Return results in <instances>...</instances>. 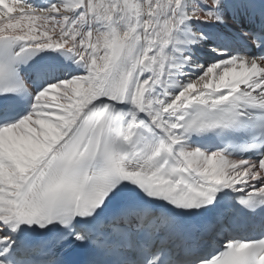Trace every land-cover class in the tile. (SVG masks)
I'll list each match as a JSON object with an SVG mask.
<instances>
[{
    "label": "snow or ice",
    "instance_id": "6c2138e0",
    "mask_svg": "<svg viewBox=\"0 0 264 264\" xmlns=\"http://www.w3.org/2000/svg\"><path fill=\"white\" fill-rule=\"evenodd\" d=\"M0 264H264V0H0Z\"/></svg>",
    "mask_w": 264,
    "mask_h": 264
}]
</instances>
